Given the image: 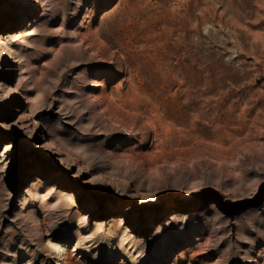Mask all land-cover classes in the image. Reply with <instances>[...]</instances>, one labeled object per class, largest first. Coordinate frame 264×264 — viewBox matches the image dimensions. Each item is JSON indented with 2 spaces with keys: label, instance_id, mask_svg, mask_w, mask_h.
Instances as JSON below:
<instances>
[{
  "label": "rangeland",
  "instance_id": "374dc122",
  "mask_svg": "<svg viewBox=\"0 0 264 264\" xmlns=\"http://www.w3.org/2000/svg\"><path fill=\"white\" fill-rule=\"evenodd\" d=\"M0 264H264V0H0Z\"/></svg>",
  "mask_w": 264,
  "mask_h": 264
}]
</instances>
